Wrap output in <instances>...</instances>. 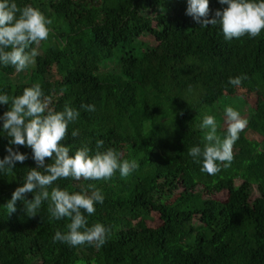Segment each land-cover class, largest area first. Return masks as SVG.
Instances as JSON below:
<instances>
[{"label": "trees", "instance_id": "1", "mask_svg": "<svg viewBox=\"0 0 264 264\" xmlns=\"http://www.w3.org/2000/svg\"><path fill=\"white\" fill-rule=\"evenodd\" d=\"M15 3L38 9L51 21L50 33L25 70L0 65V94L19 95L38 83L54 111L68 105L80 112L60 143L92 154L103 140L99 150L111 147L138 167L126 177L117 171L107 180L58 178L48 186L72 192L93 184L102 192L103 203L85 215L88 226L109 230L105 243L73 247L53 243L68 220H50L47 201L33 217L21 200L10 214L3 207L35 167L30 149L15 146L28 158L0 174V264H264V29L226 41L218 25L201 27L185 14L186 0ZM219 8L209 0L207 18ZM236 76L241 84H228ZM251 101L230 166L202 173L187 151L203 147V115L214 116L223 138L224 107L238 111ZM6 109L0 105V113ZM248 132L262 138L259 147L241 141ZM8 139L0 132V159ZM237 179L241 186L225 202L209 198ZM155 217L159 225L151 227Z\"/></svg>", "mask_w": 264, "mask_h": 264}, {"label": "clouds", "instance_id": "2", "mask_svg": "<svg viewBox=\"0 0 264 264\" xmlns=\"http://www.w3.org/2000/svg\"><path fill=\"white\" fill-rule=\"evenodd\" d=\"M208 2L186 0L185 14L201 27L218 25L226 41L245 34L249 38L255 37L264 29V0H216L221 8L214 10L211 18H207ZM50 24L49 19L29 4L18 9L15 0H0V65H10L17 73L32 65L36 49H26L48 38ZM242 79V76L229 77L228 84L238 87ZM49 103V97L43 94L38 83L24 88L19 95L0 94V105H7L0 113V132L9 138L4 147L6 155L0 159V174L10 172L14 164L28 158L27 153H21L15 146L30 149L35 164L22 177L21 185L14 189L3 207L10 214L16 210V202L21 200L24 212L33 217L42 202L47 201L50 220H68L67 232L55 231L51 237L53 243L59 241L74 247L94 242L99 248L105 243L109 230L99 222L88 226L87 215L94 212V204L103 203L101 190L93 184L72 192L59 186H52L49 191L48 186L58 178L107 180L117 171L121 177H126L138 163L135 159H120L119 153L111 147L99 150L103 140L95 141L92 154L87 146L72 150L60 143L67 125L75 121L80 112L68 105L62 111H54ZM80 108L91 112L94 105L81 103ZM223 112L227 125L223 138L217 135L214 116L205 114L199 124L200 129L206 130L203 147L192 146L187 151L193 162L199 164L200 171L209 175L220 170L221 162L224 168L230 166L232 146L247 124L233 107L226 106ZM70 135L77 136V130H72ZM45 158L50 162L46 164ZM25 193H32L31 200L24 199Z\"/></svg>", "mask_w": 264, "mask_h": 264}, {"label": "rangeland", "instance_id": "3", "mask_svg": "<svg viewBox=\"0 0 264 264\" xmlns=\"http://www.w3.org/2000/svg\"><path fill=\"white\" fill-rule=\"evenodd\" d=\"M44 46H45L44 41H40L37 44V46L35 48L37 54L41 53V50L44 48ZM253 102L254 101H251V103H249V104H247L245 106H242L240 108V110H238V112L240 113L241 117L247 120V123H248V119H249L250 115L252 114L251 113V108H252V105H253L252 103ZM225 126H226V124L224 125V127ZM261 140H262V138L258 134L253 133V132L246 133L243 136V138L241 139L242 142L248 144L249 146L256 147V148L259 147ZM241 184H242V181L239 180V179L230 181L228 183L227 190H225L223 192H220L218 194H214V195L210 196L209 198L212 199V200H215V201L225 202L229 192H231L235 188H239L241 186ZM254 195L257 196V193L255 192ZM204 196H205V198H207L206 195H204ZM155 218H156V220L150 223L151 227H157L159 225V222L157 221V217H155Z\"/></svg>", "mask_w": 264, "mask_h": 264}]
</instances>
